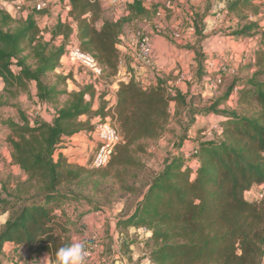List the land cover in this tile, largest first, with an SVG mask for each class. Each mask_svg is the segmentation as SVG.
Wrapping results in <instances>:
<instances>
[{"label": "trees", "instance_id": "1", "mask_svg": "<svg viewBox=\"0 0 264 264\" xmlns=\"http://www.w3.org/2000/svg\"><path fill=\"white\" fill-rule=\"evenodd\" d=\"M54 1L67 9L65 17L58 18L50 29L49 40L42 37L35 18L45 9H33L13 25L11 14L0 8L1 97L14 98L34 82L37 102L52 105L49 122L32 123L14 105L8 107L17 108L20 121L7 117L2 122L10 131L6 141L11 162L23 172L25 180L12 189L2 185L5 196H0V216L6 217L0 225V259L4 244L10 242L26 247L30 255L47 253L49 264H55L57 250L71 244L75 222L65 205L82 199L73 186L86 170L57 150L64 138L91 132L92 117L98 116L100 121L109 117L122 140L105 166L88 169L120 177L128 168L141 167L136 155L145 152L146 141L157 140L166 131L170 103L175 104L176 113L183 110L192 117L197 114L187 93L172 89L163 79L148 86L133 78L120 80L114 102L104 101L101 94L95 110L91 86L69 92L47 82L48 74L66 54L67 41L73 34L80 49L103 68V76H115L124 26L139 19L150 20L158 12L157 5L146 8L142 0H129L123 16L103 20L98 26L102 20L99 0ZM225 8L239 21L248 18L247 11L254 15L258 12L253 0H226ZM198 21L196 15L194 29L200 42L205 36ZM258 28L256 22H249L229 34L251 37V31ZM260 35L264 38L263 32ZM56 37H62L63 42L53 46ZM191 48L196 54L194 81L199 85L205 75L206 58L199 47ZM253 66L257 70L249 78L233 80L207 109L222 116L209 139L191 140V155L171 153L159 171L150 172L140 186L127 188L137 198L131 212L119 218L116 227L147 228V255L153 264H264V193L248 199L253 185L264 187V79H259L264 77V48L255 51ZM61 80L64 83L65 78ZM236 87V107L217 110ZM60 96L66 99L58 105ZM5 103L0 101V105ZM132 243L122 240L120 247L127 249Z\"/></svg>", "mask_w": 264, "mask_h": 264}, {"label": "rangeland", "instance_id": "2", "mask_svg": "<svg viewBox=\"0 0 264 264\" xmlns=\"http://www.w3.org/2000/svg\"><path fill=\"white\" fill-rule=\"evenodd\" d=\"M35 1L36 0H25L24 2L17 4L11 0H0V8L11 14L14 19L13 25H17V22L33 10L32 6ZM197 1L198 0L188 1V4H190L188 14L192 13L194 17L196 15L199 16L198 24L200 29H202V27L204 28L206 21L210 20L211 22V20L214 19V23H210V26H213L210 27V38L222 36L225 39L228 38L227 40L230 41L244 40L247 37L233 36L229 34L233 31L231 30V26L236 30L238 25L256 21L259 28L251 31L254 32V35L251 36L253 41H249L248 43L253 50L255 47H257V49L264 48V38L260 35L261 32L264 33V0H253L254 5L258 6V12L254 15L252 14V11H247L246 14L248 15V18L245 20L239 21L235 15H232L235 19L234 22L231 23L232 25L228 26V28H225V23L220 27L221 22H225L226 18H222L219 22L220 18L215 17L216 15L218 16V13L220 14V9L218 7L210 8L212 4L217 6L222 0H202L198 3ZM106 2L108 5L114 7L111 10L106 7V10L111 13L112 17L117 16L119 13H125L117 6V0H106ZM167 2H169L168 6L165 5ZM143 4L146 8H150L152 5L151 1L147 0H144ZM160 6L161 13L155 22V24L157 23L160 26H157L156 28L160 30L159 32L163 37L170 38L168 41H172L171 43L183 44V39L180 42L179 38H184L188 34L187 28L190 27L191 24L189 21H184V24H181L180 26L175 25V23L178 18L185 17L183 15L185 11L181 10L179 7L180 10L177 12V0H162ZM54 8L55 5L52 3V0H50L48 8L45 9V13L43 15L35 16L42 37L45 40L50 39V29L57 21L56 15H54L55 13L53 11ZM194 8L197 9V12L193 10ZM115 9H117V12ZM58 12L59 18L60 16L62 18L65 17L63 16V13L65 12V4L60 5ZM176 13L177 16H174ZM188 18L191 17L188 15ZM136 21L137 22L129 23L125 28V32L135 29H143L146 31V27L144 26V23L141 22V19ZM229 22L231 21L229 20ZM172 32H176L177 36H172ZM230 36L233 38H229ZM122 38L123 37L121 36V39ZM173 39H179V41L176 42ZM123 40V45L125 47L124 52L129 53L130 51L127 47V41L125 38H123ZM69 41H67L66 47L69 44ZM62 42V37H56L52 41V45L58 46ZM255 51L253 53L251 51V56L242 52L239 58L241 60L234 64L223 59L222 56L214 55L212 59H218L216 60V65H214V67H209L207 65L206 60L208 57L206 58L205 56L206 59L203 62L204 76L210 74V78L207 79L210 81L218 76L221 83L214 90H210L207 94L205 93L207 80L199 85H194L193 91L188 89L185 92L187 93L188 99L191 100L192 108L197 110V114L194 117L190 114H186L183 110H178L176 113L175 104L173 102L170 103V121L167 125L166 131L157 140L146 141L145 152L136 155L140 164L139 166L141 167L128 168V170H126L123 175L121 174L122 176L120 177L116 176L113 172L105 175L102 170L92 171L88 169V160L96 146V143L92 138L93 130L91 132L81 133L78 136L73 137L71 140H61L57 153L63 154L67 157L69 162L86 170L82 175L81 180L73 186L74 190L82 196V199L73 202L72 204L65 205V209L68 211L70 218L75 222V230L73 232L76 234L78 233L81 242H90L94 239L99 241L100 249L96 251L91 260H86L85 264H147L146 258L149 259L147 254L150 250V246L148 245L150 232L146 234L142 232L141 228L131 227L128 230H125L116 227L117 220L121 217L127 216L131 212L133 203L137 198L136 193L128 191L127 188L131 186H140V182H143L145 176L150 172L159 171L163 167L164 161L171 153L179 151L186 156L191 155L193 150V143L191 140L196 138L205 140L213 135V131L217 129L218 121L222 119V116L214 112H208L207 109L218 100V98L223 96L227 86L233 80L249 78L253 72L257 70V67L253 66L255 61ZM64 56L65 57L60 60L56 69L48 74L46 78L47 82L57 83L60 89L64 88L69 92L77 91L86 86H91L93 89L92 110H95L99 106V97L102 93L108 98H104V101L112 103L111 77L102 76L96 78L89 71L71 61L66 55ZM212 59L210 57V61ZM207 70H209L210 73L207 72ZM181 74L187 79L186 74L180 71L175 75V78H179ZM61 78H65L64 83H61ZM186 79L179 81V83H185L189 87L190 85ZM259 79H264V77L260 76ZM172 89H174V87ZM236 89L237 87L232 91L229 100L220 103L217 110L236 107ZM35 90V83L31 82L29 83L27 90L18 92L14 98L9 97V99H6L5 96H0V101L2 103L7 102V105L6 103L4 105L5 107L8 105L17 106V108L21 109L28 115V118L32 123L41 121L42 118L49 122L52 118V105H44L37 102L35 99ZM89 97V94H87L86 98L89 99ZM65 99L66 96H60L58 99V105H61ZM8 108L9 109L6 112L0 113L2 122L7 117L19 122L20 118L17 108ZM80 118L85 120L86 116ZM107 119L110 121L109 117H107ZM98 121H100L98 116L91 118V123L94 126ZM190 164L193 166L194 161H191ZM23 180H25V175L17 166H13L12 164L1 166L0 196H5L1 191L3 184H6L9 189H12L17 182ZM255 192L261 193V191L257 189ZM0 218L3 219L2 216H0ZM79 221H81L80 224ZM122 240H132L133 243L127 249L125 247L121 248L120 243Z\"/></svg>", "mask_w": 264, "mask_h": 264}, {"label": "crops", "instance_id": "3", "mask_svg": "<svg viewBox=\"0 0 264 264\" xmlns=\"http://www.w3.org/2000/svg\"><path fill=\"white\" fill-rule=\"evenodd\" d=\"M151 1L152 5H157V13L155 16H153L150 20H141V22L144 23V26L146 27V32H148L151 36L152 39V59H151V64L150 65H145L142 66L139 69H135L132 66V56L130 53H126L125 47L123 45V38L121 39L120 45H118V50L121 54L120 58L123 59V63L118 66V72L115 76L110 78L111 84H112V103L114 102L115 99V91L117 89L118 82L120 80L127 81L130 78H133L135 81L139 82L143 86H148V85H154L156 84L157 80L163 79L166 81V83L171 86V87H178L179 90L182 93H185L188 89L193 90V86L196 85L194 81V76H193V70L196 66V54L194 52V49L191 47H199L202 51V53L205 54L207 65L210 67H214L216 65V60L218 59H212L214 55L222 56L223 59L227 60L231 64H234L235 62H239L241 59L240 54L244 52V54L247 55H252L250 54L251 51L252 53L257 49V47L253 48L251 45H249V41H253L251 37H247L244 40H239V41H230L225 39L224 37H215V38H210V27H213L212 25L210 26V23H214V19L209 21H206L204 24V28L202 27V34L206 37L198 42L197 41V36L195 34V29H194V16L192 13H189V8L190 4H188L189 0H177V5L178 8L177 12L180 10L185 11L183 15L185 17H180L177 19V22L175 25H183L184 21H189L191 24L190 27L187 28L188 34L184 38H179L180 42L181 40L183 41V44H175L171 43L172 41H168L170 38H165L163 37L162 34H160V30L156 28L157 26H160L159 24H155L157 21V17L161 13L160 9V4L162 3V0H149ZM202 0H198V2H201ZM226 0H222V2L218 3V5H211L210 8H216L218 7L220 9V14L218 13V16L216 15L215 17L220 18L219 22L222 20V18H226L225 22H221L220 27L225 23V28H228V26H231L234 22L233 14L228 13V11L225 8L226 5ZM52 3L55 5V8L53 9L54 15H56V19H58V10L60 9L59 3H56L54 0H52ZM101 9H102V20L98 23V26L101 25L103 20H117L119 17L123 16L124 14H118L115 17L111 16V13L106 10V7L113 9L114 7L112 5H108L106 0H99ZM196 3V4H197ZM192 4V3H191ZM201 5V4H200ZM111 6V7H110ZM199 6V4H198ZM180 7V8H179ZM65 8H67L65 6ZM222 9V10H221ZM117 12V9H115ZM194 11L197 12V9L194 8ZM215 13V12H213ZM191 18H188V15ZM66 13H63V16H65ZM177 16V13L174 14V16ZM61 17V16H60ZM62 18V17H61ZM229 20L231 22H229ZM137 22V21H134ZM133 22V23H134ZM256 22V21H254ZM188 23V24H189ZM216 23V22H215ZM186 24V23H185ZM187 24V25H188ZM128 24L124 26V32L125 28L127 27ZM239 26V25H238ZM237 29V28H236ZM231 30H235L233 26H231ZM75 36V34H73ZM76 37V36H75ZM123 37V36H122ZM256 37V36H255ZM229 38H233L230 36ZM176 39H173L174 41H179ZM190 43V44H188ZM211 53V56H210ZM65 56H63L61 59H63ZM211 57V61H210ZM176 69V70H174ZM182 72L186 74V81L189 83V87L183 83L180 84L179 81L177 80V77L175 78V75L178 73ZM207 72L210 73L209 70ZM210 78V74L206 75L203 77L202 83H204L205 80ZM4 84L0 78V96L2 95V90H3ZM210 90L205 87V93L207 94ZM36 93V90L35 92ZM104 95L105 99L106 95ZM36 99V97H35ZM8 106L5 107L4 105H0V113L1 112H6L8 110ZM42 121H46L44 118H42ZM9 134V131L6 126L2 124V120L0 118V167L4 166L5 164H12L11 162V156H10V146L6 141L7 135ZM78 136V135H77ZM75 137V136H74ZM13 165V164H12ZM15 166V165H13ZM252 189L254 190H259L264 192V187L259 186V185H253ZM3 220H5V215L2 216ZM75 220V219H74ZM85 221V220H83ZM81 221H79V224ZM71 243L74 241H80L81 238L79 237L78 233H71ZM100 249V247H99ZM49 255L47 253L41 254V255H30L26 247L24 246H16L10 242H7L4 244L3 247V255L0 259V264H49Z\"/></svg>", "mask_w": 264, "mask_h": 264}, {"label": "built area", "instance_id": "4", "mask_svg": "<svg viewBox=\"0 0 264 264\" xmlns=\"http://www.w3.org/2000/svg\"><path fill=\"white\" fill-rule=\"evenodd\" d=\"M17 4L24 2L25 0H11ZM50 0H36L32 6L33 9L39 11L48 8ZM129 0H117V6L120 7L122 11L125 12L126 4ZM144 0H142L143 2ZM149 1V0H147ZM169 5V2L165 4ZM67 9V8H66ZM158 14V13H157ZM68 21L71 19L68 17ZM123 38L127 41V47L129 53L132 56V66L135 69H139L142 66L150 65L152 59V39L148 32L143 29L129 30L123 32ZM172 36L176 37V32H172ZM125 41V42H126ZM71 61L77 63L87 71H89L94 77L100 78L103 76V68L96 62L93 56L89 53L82 51L79 47L77 38L72 35L70 37L69 44L66 47L65 54ZM123 59L119 58L118 65L123 63ZM184 75H180L177 78L178 81L185 80ZM221 83L220 78L217 76L213 80H207L206 88L209 90H214ZM71 138H64L71 140ZM92 138L96 143L95 149L92 152L89 160L88 166L93 169H98L106 165L114 147L121 142L122 136L118 129L106 118L103 121H98L92 131ZM251 194L249 193L248 199L252 200L255 198H260L263 196V191L261 193H256L254 189H251ZM142 232L148 234L150 231L142 227ZM85 244V251L87 253L85 261L91 260L99 249V241L91 240L83 242ZM147 264H152V262L146 258Z\"/></svg>", "mask_w": 264, "mask_h": 264}, {"label": "clouds", "instance_id": "5", "mask_svg": "<svg viewBox=\"0 0 264 264\" xmlns=\"http://www.w3.org/2000/svg\"><path fill=\"white\" fill-rule=\"evenodd\" d=\"M4 222L0 218V224ZM86 255L85 244L80 241H74L70 245L57 250L55 264H85Z\"/></svg>", "mask_w": 264, "mask_h": 264}]
</instances>
